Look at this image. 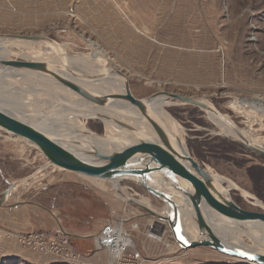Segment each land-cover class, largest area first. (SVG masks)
<instances>
[{
    "label": "rangeland",
    "instance_id": "1",
    "mask_svg": "<svg viewBox=\"0 0 264 264\" xmlns=\"http://www.w3.org/2000/svg\"><path fill=\"white\" fill-rule=\"evenodd\" d=\"M1 36H42L64 46L69 55L109 62L129 80L136 99L166 92L204 101L229 118L234 127L264 142V105L258 110L243 104L245 100L264 99V0H0ZM13 50L19 57L12 55L11 59L28 61L20 48ZM13 78V83L19 81V77ZM13 83L1 84L0 99L13 96L9 107L0 100L1 108L23 111L22 115L24 111L29 115V109L39 110L35 108L38 101L31 107L32 101L22 100V95L27 97L18 88L23 84ZM166 102L170 105L164 110L178 124L192 157L264 205V157L223 135L200 108L176 100ZM54 110L43 109L38 116L49 122L57 117L50 114ZM81 119L92 133L106 134L99 118ZM130 180L119 183L126 193L132 189L138 203L166 214L167 207L145 198V191ZM10 186L14 188L2 208H19L17 223L25 225L24 216L27 224L31 222L28 231H8V239L17 245L15 235L53 231L59 219L62 230L70 235L96 223L104 230V238L111 225L112 229L120 228L119 238L132 242L126 257L136 259V264H248L211 248L177 249L168 233L163 237L139 209L123 203L124 198L116 193L121 191L114 192L109 181L49 165L0 132V198ZM230 197L243 210L264 213L236 191H230ZM126 233L130 237H125ZM74 244L79 253L84 252ZM19 247L32 256H1L0 264H66L57 257ZM103 251L106 256L107 250Z\"/></svg>",
    "mask_w": 264,
    "mask_h": 264
},
{
    "label": "water",
    "instance_id": "2",
    "mask_svg": "<svg viewBox=\"0 0 264 264\" xmlns=\"http://www.w3.org/2000/svg\"><path fill=\"white\" fill-rule=\"evenodd\" d=\"M9 38L32 42L51 41L42 36H11ZM51 65L41 62L0 59V67L4 73L13 69L50 76L62 86L76 94L79 98L88 101L96 108L104 107L108 103L110 104L114 102H122L132 106L152 127L157 136L158 142L151 143L141 141L140 143L127 147V149L120 153H111L110 155H106L98 149H95L92 155L95 156V158L106 162L105 165H96L87 163L74 156L64 148L57 139H51L46 133L52 135L54 133L52 131L53 129H48V125L40 127L44 124L40 123L42 120L39 116H32L30 113H28L29 115H22L0 107V132L10 136L20 146L35 152L39 158L46 161L49 165L88 178L115 181L117 179H125L124 177L126 175H133L138 168H140L139 170L143 168V173H140L143 177L150 176L154 173L163 175L166 185L176 189L184 198V209L187 205L193 209V217L198 223L196 225V231H198L200 236H203L204 239L194 241L189 240L185 231V223H181L180 221L177 205L171 199L172 197L164 194L162 191L140 186L147 195L145 198L157 200L163 204L164 208H168L167 205H172L169 206V208H171L170 210H172L173 213L170 211V213H168L169 215L165 218L159 213L152 211L150 208L139 204L135 192H133L132 189H130V192L126 193V195L123 192L116 193L124 198L125 202L123 203L131 206L133 205L139 209L142 212L141 214L151 223V226L157 228L159 230L158 232H161L163 237H166L168 233L170 240L179 250L185 251L190 248L209 247L221 254L248 264H264V255L258 254L244 246L234 245L233 242L227 243L217 230L210 225L208 219L204 215L203 207L206 206L212 209L217 215H220L227 220L251 225H254L255 223L264 225V213L250 212L239 208L231 199L222 195L216 185H214L215 181L213 174L192 157L188 148L182 145L179 146V150L177 151L173 148L168 135L157 121L154 111L151 112L148 108L147 101H150L151 99H147L146 102L145 100L136 99L131 92L129 80L123 75L122 79L125 83L124 94H100L99 96H95L88 89L80 85L79 81L75 79L94 81L101 79L103 77L102 75H87L81 73V75L74 76V74H71L68 70H63V67H56V70H54V66ZM49 67L53 69L51 70ZM158 96H165L167 99L176 100L181 104L200 108L209 116L214 113L219 117H224V115L218 113L204 101L166 92L159 93L152 97V99H155ZM224 118L222 119L224 120ZM226 122L228 125L234 126L231 122H228L227 120ZM114 123L121 128H124V130L134 133L136 136L139 134V132L126 123H122L118 120H114ZM38 124L40 126H38ZM33 126L41 129H33ZM216 126L220 129L218 125ZM233 129L237 128L234 127ZM66 130L68 134L71 133L70 129ZM58 131H65V129H59ZM235 133L242 140V143L240 144L243 148L264 157L263 150L249 145L240 131L235 130ZM137 173H139V171H137ZM216 174L221 176L226 182L232 181L223 175ZM13 188L14 187L10 186V188L4 191L0 198V207L4 206ZM113 191L115 192L114 189ZM236 191L240 195H243L242 192L244 190L241 188L236 189ZM254 201V199H250L247 202L252 206H256ZM259 208L264 211V205L262 203L259 205ZM184 209L182 210L183 212Z\"/></svg>",
    "mask_w": 264,
    "mask_h": 264
},
{
    "label": "bare ground",
    "instance_id": "3",
    "mask_svg": "<svg viewBox=\"0 0 264 264\" xmlns=\"http://www.w3.org/2000/svg\"><path fill=\"white\" fill-rule=\"evenodd\" d=\"M34 45H40V47L35 48ZM13 47L20 48L23 53L22 57L27 59L28 62H41L48 63L50 65L52 64L54 66V70H56V67H63V70H68L71 74H74V76L81 75V73L87 75H102L103 77L101 79L94 81H86L74 78L75 80L79 81L80 85L88 89L95 96H99L100 94L109 95L125 93L124 80L119 75L118 70L114 66H111L109 62H91L89 61V56L85 57L84 55H69L64 51V46H61L53 41H19L13 38L2 36L0 37V59L13 60L11 59L12 55L15 57H19L13 50ZM96 55L97 54L95 53L94 56ZM95 59L96 57H94L93 60ZM49 68L51 70L53 69L51 67ZM1 70L2 68L0 67V72ZM13 77L15 79L19 77L18 80L23 84V86L21 88H18L21 90V93H27V97L26 95H22V100L28 99L29 101H32L30 103L31 107L35 106V101H38V105L35 108L39 107L40 109H42L43 106V109L46 110L51 109V111H53L55 109V112H53L52 115L57 117L52 118V120H50L49 122H45L42 120L40 121V123L44 125L40 126L38 124V126L44 127L49 123L50 125H48L47 127L48 129H53L52 131L54 132V135L52 134V136L48 133L46 134L51 139H57V141H59L62 146L66 148L70 153L87 163L96 165L106 164V162L99 160L92 155L95 149H98L106 155H110L111 153H120L123 150L127 149V147L140 143L141 141L151 143L158 142L157 136L149 123L140 115V113L135 108L126 103L114 102L110 104L108 103L104 107L96 108L88 101L79 98L76 94L62 86L50 76L13 69L8 70L5 74L0 73V87H2L1 84H3V86L6 83L12 84L13 80L11 81L10 79ZM27 78H34L36 82ZM18 82H14L13 84L15 86H18ZM30 93H35V95H29ZM150 99V101H147L146 99L145 102L147 101L149 110L151 112L154 111L157 121L160 123L163 130L168 135L173 148L176 151L179 150L180 145L187 148L184 139L180 135V128L178 124L174 120L170 119V117H168L166 111L164 110L165 107L170 105L169 102H166L167 98L165 96H158L155 99ZM0 100L3 102L2 105H7L9 107L12 105L13 96H9L7 98L3 97V100ZM25 102L27 104V101ZM246 102L247 104H245ZM206 104L209 105L208 103ZM243 104H245L246 106H248V104H251L254 109L260 110L263 108L264 99L258 98L255 101L245 100V102L243 101ZM23 105L24 107L28 106L25 105V103H23ZM48 105L50 106V108L47 107ZM251 105L249 106L251 107ZM209 106L213 108L212 105ZM43 109L41 111H33L32 109H29L28 112H30L32 116H38L43 111ZM70 109H72V111H70ZM24 113L26 114L25 111ZM95 117H98L100 120H102L106 127V134H104L103 137H99L98 135L92 133V131L79 120L83 118L85 120L90 119L92 121L91 118L95 119ZM224 117H219L214 113L210 115V118L215 123H217L220 128L219 130L223 135L234 138L239 143H242V140L235 133V130H238L243 134L245 140L249 145L264 151V142L251 138V136L246 134V132L243 130L233 129L234 126H230L226 122V120L230 122L229 118H227L226 116ZM222 118H224L225 121ZM114 120H118L122 123L128 124L137 132H139L138 136L127 130H124V128H121L119 125L114 123ZM61 128L70 129L71 133L68 134L67 132L64 133L58 131ZM33 129L41 128L35 126ZM247 133L251 132L249 131ZM139 169L140 168H138V170H136V173H133V175H126L124 178L126 180L131 179L129 182L132 184L139 185L141 187H150V189L162 191L164 194L172 197L171 199L177 205V211H179L180 221L181 223H185V231L189 240L194 241L198 239H204V237L200 236L199 232L196 231V225L198 223L193 217V209L188 205L184 209V198L179 194V192H177L176 189H173L166 185V181L163 178V175L154 173L150 176L143 177V175L140 174L143 173V168L141 170ZM137 171H139V173H137ZM213 176L215 181L214 185H216L217 189L222 193V195L228 199H231L230 191H236V189L238 188L240 189V187L235 183H233L232 181L226 182L221 176L217 175L216 173L215 175L213 173ZM121 180L124 179H117L115 181L111 180L109 182L111 183L112 187H114L115 191L126 193V189L122 188L119 184ZM242 193L243 195L241 196L245 200L248 201L250 199H254V204H257L256 206L259 207V205H261V202L256 200L248 192L243 191ZM232 202L234 203L233 200ZM167 206L168 208L166 214L159 213L164 218L169 215L168 213H170V211L173 213V211L170 210L171 208H169V206L172 205ZM183 209L184 212L182 211ZM203 211L210 225L215 230H217V232L227 243L233 242L234 245L244 246L258 254L264 255V225L258 223L251 225L247 223L230 221L221 217L220 215H217L216 212L206 206L203 207ZM119 232L120 228H111L108 232V236L104 238L112 244L113 251H117L118 243L123 245L121 247H126L127 245L132 247V242L129 239L119 238ZM245 241H248L250 244L245 243ZM197 248L202 247L190 248L187 250H193ZM117 253H121V249H119Z\"/></svg>",
    "mask_w": 264,
    "mask_h": 264
},
{
    "label": "crops",
    "instance_id": "4",
    "mask_svg": "<svg viewBox=\"0 0 264 264\" xmlns=\"http://www.w3.org/2000/svg\"><path fill=\"white\" fill-rule=\"evenodd\" d=\"M96 185L97 182H94ZM17 210H20L19 208H2L0 207V257H22L24 255L26 256H32L29 253L24 252L19 245L15 242L13 239H8L7 233L8 231H28L31 222L29 221L28 224L26 223L27 220L24 216L23 222L25 225H21L17 223V215H20ZM20 218V217H19ZM26 220V221H25ZM58 222H55L57 225L56 229H53V231H49L56 234L66 235L70 237L73 241V243H76L81 249L84 250V252H80L84 259V264H105L107 261V258H109V252L107 251L106 256L105 252L103 250L97 251V247L95 245V237L102 233L103 231L99 227V223L93 224L91 226H87L86 229L84 228L83 231L77 235H70V233H67L66 231L62 230V227L58 224L61 223V220L57 219ZM56 220V221H57ZM23 223V224H24ZM149 229V228H147ZM20 233V232H19ZM6 236V237H5ZM152 238V235L149 236ZM7 238V239H6ZM99 250V249H98ZM106 257V259H105ZM46 259V258H44ZM44 259H32V262H39L44 261ZM37 260V261H36ZM55 260V259H51ZM136 260V259H134ZM139 260V259H137ZM60 262V261H56Z\"/></svg>",
    "mask_w": 264,
    "mask_h": 264
},
{
    "label": "built area",
    "instance_id": "5",
    "mask_svg": "<svg viewBox=\"0 0 264 264\" xmlns=\"http://www.w3.org/2000/svg\"><path fill=\"white\" fill-rule=\"evenodd\" d=\"M112 227L111 225L108 229ZM103 234L102 232L101 235L95 238V245L99 250H103L104 248L109 252L107 264H136V260L126 257L127 252L132 247L128 245L126 247H121L123 245L118 243L117 251H113L112 244L108 240L103 239ZM128 236L129 235L126 233L125 237ZM15 239L23 248L41 256H54L64 261L66 264H84L82 255L77 250L72 239L66 235L45 230H33L17 234L15 235ZM119 249H121V253H117Z\"/></svg>",
    "mask_w": 264,
    "mask_h": 264
}]
</instances>
